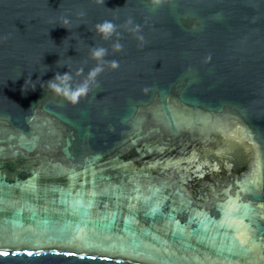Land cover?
<instances>
[{"label":"water","instance_id":"water-1","mask_svg":"<svg viewBox=\"0 0 264 264\" xmlns=\"http://www.w3.org/2000/svg\"><path fill=\"white\" fill-rule=\"evenodd\" d=\"M0 264H264V0H0Z\"/></svg>","mask_w":264,"mask_h":264},{"label":"clouds","instance_id":"clouds-1","mask_svg":"<svg viewBox=\"0 0 264 264\" xmlns=\"http://www.w3.org/2000/svg\"><path fill=\"white\" fill-rule=\"evenodd\" d=\"M65 23H67V22H65ZM104 27H105V28H109L110 25H107V24H106V25H104ZM49 84H50V86H53V85L51 84V81L49 82Z\"/></svg>","mask_w":264,"mask_h":264}]
</instances>
